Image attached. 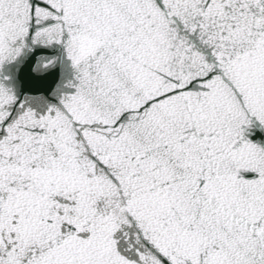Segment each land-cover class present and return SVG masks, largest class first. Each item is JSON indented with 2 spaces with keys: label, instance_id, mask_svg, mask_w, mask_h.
<instances>
[{
  "label": "snow or ice",
  "instance_id": "6c2138e0",
  "mask_svg": "<svg viewBox=\"0 0 264 264\" xmlns=\"http://www.w3.org/2000/svg\"><path fill=\"white\" fill-rule=\"evenodd\" d=\"M0 264H264V0H0Z\"/></svg>",
  "mask_w": 264,
  "mask_h": 264
}]
</instances>
